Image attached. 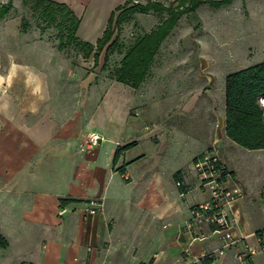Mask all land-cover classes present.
Here are the masks:
<instances>
[{
    "label": "crops",
    "instance_id": "0c3cea01",
    "mask_svg": "<svg viewBox=\"0 0 264 264\" xmlns=\"http://www.w3.org/2000/svg\"><path fill=\"white\" fill-rule=\"evenodd\" d=\"M56 1L67 3L80 18L78 36L95 43L114 9L126 0L118 4L115 0ZM248 6V1L242 5L250 16ZM263 12L258 8L253 13L261 18ZM258 18H250L253 33L264 29L256 23ZM247 24L241 13L236 29L242 31ZM253 43L241 49L246 62L238 69L264 61L261 57L246 65L248 57L264 51V44L258 47ZM157 52L145 80L152 73ZM165 75L156 68L157 78ZM118 82L123 86L112 87L103 99L96 86L88 87L90 95L84 102L79 96H70L75 105L66 115L54 109L53 98L58 93L81 92L79 88L42 86L38 91L41 99L28 102L25 115L18 102H0V232L9 240L8 247L0 248V264L199 263L206 253L223 244L211 234V227L204 229L205 238L197 239L185 228L191 208L211 195L194 165L195 158L210 149L233 172L226 185L241 190L231 211L238 241L213 264H264L257 240L258 230L264 227V182L255 187L247 184L232 161L234 153L245 158L258 156L264 148L242 150L227 136L225 78L217 109L213 85L203 87L208 101L196 108L194 101H179L193 98L188 95L192 87L155 84L136 100L128 95L127 83ZM143 82L138 87L127 85L139 90ZM116 89L123 90L121 96L116 95ZM146 93L154 95V102L149 100L151 96L146 100ZM135 107L138 114L130 115L129 110ZM92 133L102 139L82 149L81 144ZM132 142L114 164L117 147ZM177 173L187 184L185 192L176 183ZM61 198L73 201L63 204ZM92 198H103L102 212H86ZM188 245L191 252L186 255ZM248 248L256 252L238 259L237 254Z\"/></svg>",
    "mask_w": 264,
    "mask_h": 264
},
{
    "label": "rangeland",
    "instance_id": "374dc122",
    "mask_svg": "<svg viewBox=\"0 0 264 264\" xmlns=\"http://www.w3.org/2000/svg\"><path fill=\"white\" fill-rule=\"evenodd\" d=\"M7 1L0 0V5ZM123 1L114 2L118 4ZM159 1L170 4L174 0ZM246 1L249 3L247 8L251 12L250 16L242 7ZM106 4L108 2L104 3ZM259 6H262V9ZM263 6L264 0L261 3H257L256 0H231L221 5L203 0L194 11L184 14L179 19L178 24L157 52L152 73L143 82L141 89L134 90L126 84L128 95H133L139 100L142 91L151 89L155 84L180 88L188 86L193 88V92L188 93L189 97L193 98H185L187 94H180L184 99L180 98L179 101L183 103L187 100L194 101L195 107L198 108L201 107L200 104L208 101L203 87L213 85L217 109L221 81L223 83L225 78L223 75L238 69L246 62V53L241 49L247 48L253 42L258 47L264 44V29L258 32L255 30L254 33L251 30L253 25L251 19L258 18L253 12L258 8L259 11H263ZM241 13L248 23L246 26L243 25L242 31L236 29ZM166 16V13H136L130 21L123 23L120 32L122 49L112 54L107 66L103 68L104 53L101 55L99 65L94 66L93 56L85 55L74 46L59 50L57 29L42 22L34 0H13L12 9L0 19V102H18L20 113L25 115L28 102H38L41 99L42 94L39 92L42 86L61 89L67 87L72 91L79 88L81 92L51 94L55 95L54 109H57L60 115H66L73 111L75 105V100L70 101V96H79L82 99L80 101L84 102L90 95L87 91L90 90L88 89L90 86L98 87L100 99L105 98L112 87L123 86L113 74L120 66L124 52L139 36ZM22 19L28 23L26 31L21 29ZM258 19L256 23L264 25V12ZM244 23L246 24V21ZM261 57H264V51L256 52L254 56L248 57L249 62L246 65ZM156 68L163 70L166 75L157 78ZM117 91L116 89V95L121 96L123 90ZM146 94V100H148L147 96H151L149 100L154 102V95ZM138 111V107L131 108L129 114L137 115ZM238 148L250 150L241 146ZM232 161L239 176L247 184L255 187L264 182V153L246 158L234 153Z\"/></svg>",
    "mask_w": 264,
    "mask_h": 264
},
{
    "label": "trees",
    "instance_id": "16d2710c",
    "mask_svg": "<svg viewBox=\"0 0 264 264\" xmlns=\"http://www.w3.org/2000/svg\"><path fill=\"white\" fill-rule=\"evenodd\" d=\"M210 1L215 5H221L231 0ZM202 2L203 0H174L170 4H165L159 0H148L146 2L126 0L114 9L103 35L95 43L82 40L78 36L80 18L67 3L56 0H34V5L39 10L42 22L46 26L56 27L59 50L74 46L85 55H92L94 66L99 65L101 55L104 53L103 68L107 66L111 55L115 52H120L122 49L120 32L123 23L130 21L136 13H148L151 11L166 13L167 16L155 28L139 36L127 48L120 61V66L114 71L113 75L117 81L138 87L145 80L161 43L177 25L179 19L184 14L194 11ZM12 7L13 0H8L6 3L1 4L0 19H3ZM27 27V21L22 19L21 29L26 31ZM263 98L264 61L227 73L225 77L226 134L233 141L248 149L264 148ZM133 144L134 142L117 147L114 164L117 163L120 153ZM203 154L196 157L195 161ZM223 166V179L226 180L233 172L226 165ZM119 169L124 170V166L119 167ZM179 175L180 173H177V179L182 180ZM180 188L183 192L187 191V184L180 186ZM61 201L66 204L73 201V199L61 198ZM262 231H264V227L258 230L257 233L260 234ZM8 245V238L0 232V248H6ZM214 260L215 255L209 252L200 259L199 263L192 264H212ZM20 264L33 263L21 262Z\"/></svg>",
    "mask_w": 264,
    "mask_h": 264
},
{
    "label": "built area",
    "instance_id": "2783aa9c",
    "mask_svg": "<svg viewBox=\"0 0 264 264\" xmlns=\"http://www.w3.org/2000/svg\"><path fill=\"white\" fill-rule=\"evenodd\" d=\"M262 102L264 104V98ZM101 139L102 136L98 133H92L81 144V147L84 149L87 145L96 144ZM194 165L200 176L202 185L210 190L211 195L206 202L191 208L190 217L185 221V228L192 234L193 239H197L205 238L207 234H205L204 229L211 227V234L217 235L223 241L220 248L211 251L216 259L218 255L225 252L226 248L238 241V238L234 236L232 230L231 211L241 190L239 187H229L226 185L227 179H223V165L225 164L220 155L214 150L206 151L203 156L195 161ZM176 183L178 186L186 184L184 180H178ZM261 199L264 205V186L261 189ZM103 210V198H92L89 200L86 208L87 213L98 214ZM257 240L260 249L264 252V231L260 234L257 233ZM190 252V245H188L185 247L184 253L189 255ZM255 252V249L248 248L243 253L237 254V257L240 260H244L247 254H253Z\"/></svg>",
    "mask_w": 264,
    "mask_h": 264
}]
</instances>
